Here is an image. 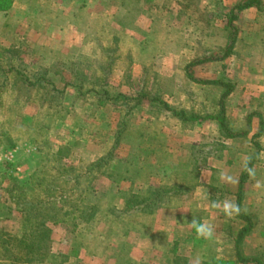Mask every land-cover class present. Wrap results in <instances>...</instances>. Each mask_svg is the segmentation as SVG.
<instances>
[{
    "label": "crops",
    "instance_id": "obj_1",
    "mask_svg": "<svg viewBox=\"0 0 264 264\" xmlns=\"http://www.w3.org/2000/svg\"><path fill=\"white\" fill-rule=\"evenodd\" d=\"M81 1H84L85 7L88 8V2L92 0ZM122 1L97 0L99 12L96 15L107 16L112 20L119 16V13L126 14L128 8L121 4ZM40 2L41 0H34L30 5L36 7ZM262 5L263 10L249 7L238 13L235 20L237 35L230 55L221 60L206 61L193 66V77L218 81L220 84H199L193 81L192 83L199 88H193L192 92L191 88L186 86V81L189 80L186 74L179 76L174 73V69H178L180 65L181 69H184L190 60H185L184 63L181 60L178 64L176 58L162 57L163 55L156 58L158 65L162 63L169 67L167 72L162 70L161 76L157 78L161 81L157 96L169 106V109L161 106L159 101L150 103L147 98L156 94L148 88L144 90L139 86L140 83L149 80L144 72L147 66L144 59L133 58L131 72L128 74L111 75L113 76L110 77L112 80L109 78L111 82L114 79L121 82L117 84L118 93L140 95L142 99L129 113L125 128L132 130L131 136L120 137L113 152L110 175L95 173L92 187L98 197L109 198L112 209L114 207L121 209L132 195L147 193L148 187L163 191L164 197L158 203L152 204L149 214L135 217L125 215L123 218L126 222L130 221L129 227H126L120 236L113 237L103 253L90 254L87 250L81 249L78 257L82 263L85 256H88L93 258V263L118 264L117 251L121 249L137 264H214L215 261L254 264L236 259L235 240L245 227H249L250 230L240 237L239 253L249 257L264 251V220L262 221L260 213L261 210L264 212V0ZM168 8V11L158 14L161 15L157 20L158 26L164 27L170 21L180 19V7L176 0H171ZM204 9L202 12L206 18H210V25L226 32V11L222 12V19L217 23L218 19H214L213 6ZM139 10L132 16L137 29L126 26L125 31L131 35L138 31L145 32L148 37L153 31L154 22H151L153 15L151 16L147 6L140 5ZM194 22L196 23V20ZM174 24L176 25V22ZM45 25L37 30L40 39H44L49 49H62L60 51L65 52L63 58L70 49L76 47L74 45L91 47V44L84 40L85 31L81 32L73 25H62L56 29L49 21H46ZM197 25L199 27L200 22ZM79 32L84 40L82 44L79 37L75 39ZM59 42L61 44H58ZM146 44L147 40L146 43L143 40L141 46ZM209 54L213 53L205 51L197 55L193 52V59ZM55 61L57 59L42 56L38 57L37 64L56 63ZM67 63L69 65V62ZM78 63L86 65L88 58H83ZM47 74L53 82L72 81L70 76L58 77L51 72ZM88 75L84 71L81 79H88ZM167 80L171 81L169 85L164 82ZM129 81L130 84L127 83ZM88 90L85 87L81 88L83 95L80 96H88L90 93L96 96V90L99 89L96 87L95 92ZM226 91V95L223 96ZM220 101L227 127L235 134L233 137L221 131L220 123L216 119ZM40 107L37 104L36 113ZM80 107L79 112L82 114L92 111L91 107L93 111L100 108L99 105H92L90 102H83ZM96 144L94 143V146L97 150L93 154L72 157L71 152L62 156L60 162L77 168L82 163L95 162L105 155L102 146ZM61 145L70 146L69 142L56 144L51 149V154L56 153ZM15 149L9 150L8 154L0 153V161L9 156L14 158ZM253 155H256L255 160L247 169L248 177L240 190V210L249 215L251 219L249 223L236 213L226 215L222 211V206L225 201L236 204L240 175L247 160ZM39 163L36 158H30L20 165H15L12 173L19 181H27L40 172L42 165ZM46 176H53L49 168ZM6 191L7 189L4 190ZM214 204H219L220 207H214ZM109 216L94 219L96 231L102 238L107 236L111 215ZM193 220L211 224L214 229L213 237L211 239L198 237L191 223ZM47 225L51 230L49 240H58L56 248L49 254L65 253L66 244L72 237L70 227L62 221L48 222ZM55 226L60 227L54 229ZM60 242H64L62 246ZM31 264L57 263L49 260L45 263Z\"/></svg>",
    "mask_w": 264,
    "mask_h": 264
},
{
    "label": "rangeland",
    "instance_id": "obj_2",
    "mask_svg": "<svg viewBox=\"0 0 264 264\" xmlns=\"http://www.w3.org/2000/svg\"><path fill=\"white\" fill-rule=\"evenodd\" d=\"M33 1L0 0V153L8 154L9 150L17 147L14 158L9 156L0 161V233L4 231L17 233L28 225L17 213L16 207L10 200L9 192H4L11 183L18 180L12 173L15 165H20L30 158H36L40 165H44L50 157L51 149L62 142L70 144V146L61 145L62 153L67 155L72 152V157L93 154L97 150L94 143H97L99 147L102 146V151H105L111 146L116 124L121 120L127 122L129 119L130 114L127 113L124 116V113L132 104L130 99H120L117 104L107 101L104 105H100V108L97 107L98 111H93L91 107L92 111L80 113L81 103L90 102L95 105L93 104L95 96L93 93L88 96L78 95V90L75 88L78 84L75 79L78 71L81 73L85 71L89 76L91 73L100 75L97 78L102 82L101 84L98 80H86L83 81L82 88L85 87L88 90L92 88V85L104 86L110 94L116 95L121 82L115 79L111 82L113 78L111 75L113 73L128 74L131 72L133 58L144 59L147 64L144 72L149 80L140 83L139 86L144 90L148 88L157 95L161 83L157 78L161 76L162 70L167 72L169 67L162 63L158 65L156 58H161V55L176 58L179 64L181 60L183 63L185 60H193V52L197 55L205 51L213 54L217 52L227 40V31L222 32L217 26L210 25V18H206L202 11L205 10L204 8L213 6L214 19H218L217 23H220L222 12H227L239 2L237 0H176L180 7V19L175 21L176 25L172 20L163 27L157 25V20L161 18L158 14L169 10L171 0H137L138 3L123 0L121 4L128 8V12L119 13V16L112 20L107 16L96 15L99 12L97 0L88 2V8L81 0H41L38 6L31 7L30 4ZM140 5L149 7L151 16L153 15L154 18V20L151 19V22H154L153 31L148 37L145 32L138 31L131 35L125 31L126 26L137 29V25L133 24L132 16L140 11ZM46 21H49L55 29L62 25H73L81 32L85 31L84 40L87 44H91V47L74 45L76 47L70 49L63 58L65 52L60 51L62 49H49L44 39H40L37 33V30L46 26ZM198 22H200L199 27ZM175 26H177L176 29ZM78 37L82 44L84 40L80 32L75 39ZM143 40L145 43L147 40L148 44L142 47ZM42 56L57 59V61L37 64L38 57ZM83 58H88L89 67L78 64ZM109 59L110 65L105 66ZM67 62L73 65L69 67ZM41 68H47V73L51 72L58 77L70 76L72 78L70 82L74 84L71 86L66 80H57L55 85L59 86L62 92L53 97L50 91L51 86L44 84L38 88L31 87L22 81L20 72L26 75ZM191 72L193 75V67ZM174 73L180 76L185 74V71L180 65L178 69H174ZM164 82L169 85L171 81ZM192 82L189 79L186 81V86L193 92V88H199V86ZM127 83L130 84V81ZM34 99L44 104L37 113V104ZM48 104L49 107L46 108ZM131 131L125 128L122 138L131 136ZM260 213L263 221L264 212L261 210ZM59 227L55 226L54 229ZM57 233L60 234L58 231ZM1 238L3 237L0 235ZM60 243L62 246L64 242ZM57 244L58 240H49L46 251L50 252L56 248ZM91 246L95 247V244L92 242ZM100 250H102L101 245L98 247V252ZM55 258L50 260L55 261ZM57 259L60 261V258L57 257ZM83 263L100 264L93 263V258L88 256H85Z\"/></svg>",
    "mask_w": 264,
    "mask_h": 264
},
{
    "label": "trees",
    "instance_id": "obj_3",
    "mask_svg": "<svg viewBox=\"0 0 264 264\" xmlns=\"http://www.w3.org/2000/svg\"><path fill=\"white\" fill-rule=\"evenodd\" d=\"M256 7L259 10H263L262 0H240L237 4L232 6L226 13V24H227V40L224 45L218 48V51L214 54L204 55L200 58L190 60L184 66V71L187 77L196 83H219L218 81H210L204 79H197L191 74V68L194 65L204 63L206 61L221 60L230 55L233 50V46L236 40L237 27L235 20L237 19L238 13L246 8ZM109 57V56H107ZM110 59L107 60L105 66L110 65ZM79 64V63H78ZM83 65V64H82ZM90 63L86 64L89 67ZM85 66V65H83ZM19 72V71H17ZM48 69L41 68L31 72L30 74H23L22 81L31 87L43 86L47 84L51 86L52 96H57L62 89H59L55 82L48 77ZM82 73L78 71L76 81L77 85L75 88L78 90V95H83L81 92V86L83 81L86 80H98V76L91 73L88 79H81ZM87 76V75H84ZM74 80V79H73ZM100 83L102 84L101 80ZM72 86L74 82H69ZM98 84L99 86H102ZM90 91L95 92V100L93 104L104 105L105 102L117 104L120 99H130L132 104L129 105V110H126L124 116L127 113H131L132 109L139 105L142 97L127 96L121 93L116 95L110 94L107 88L104 86H91ZM228 91V90H227ZM227 91L223 94L226 95ZM145 96V94H144ZM146 97V96H145ZM143 97V98H145ZM150 103H158L161 106L169 109V106L162 102L157 95L147 98ZM222 100V99H221ZM41 107L44 106L42 102L35 100ZM60 103V102H58ZM220 103V110L216 114V119L220 123L221 131L225 132L229 137H233L235 134L232 133L226 124L222 109V101ZM50 104V103H49ZM49 104L46 106L49 107ZM52 105V104H50ZM59 105V104H57ZM126 120L118 122L116 131L113 136L111 146L104 151L103 156L95 162L82 163L77 167H73L69 164H63L60 162V158L65 156L63 149L60 147L56 153L50 154L46 163L40 166V172L31 179L20 182L15 180L11 183V186L7 189L10 194V200L16 207L17 213L20 218L28 225L26 228L19 230L17 233L4 231L0 233L3 237L0 239V264H31V263H43L49 261L51 258H55L56 263L60 264H83L79 259V251L81 249L87 250L90 254H101L105 251L108 244L113 237L120 236L123 234V230L129 227L130 221H125L123 217L125 215L131 216H143L149 214L151 211L152 204L158 203V201L164 197V192L153 187H148L147 193L132 195L125 206L121 209L110 208L109 198L107 196L98 197L92 187V181L95 173H101L102 175H110L111 161L113 152L118 146L120 137L125 130ZM256 155L251 156L247 160L239 179V191L237 192L236 205L241 207V194L243 182L248 177L247 169L251 167L255 160ZM50 169L53 176L47 177L46 172ZM67 177V178H63ZM55 188H51L52 186ZM65 186V187H62ZM21 196V198H20ZM140 206V207H138ZM111 215L107 236L102 238L96 231L95 218H101ZM238 216L246 219L251 223L249 215L241 212ZM39 217V218H38ZM110 217V216H109ZM38 218V220H37ZM36 220V223L34 221ZM64 222L66 223L72 233L70 241L66 246V252H59L56 256L49 254L46 251L47 242L50 239V228L47 223L52 222ZM136 227V226H135ZM249 227L243 228L237 239L235 240L236 245V259L243 263H254L264 264V251L254 256H243L239 253L238 242L243 233L249 231ZM95 244V247L91 246V243ZM101 245L102 250L98 252V247ZM60 258V261L57 259ZM118 264H137L129 259L126 253L118 249L117 251ZM54 261V260H53ZM214 264H233L232 262L226 261H215Z\"/></svg>",
    "mask_w": 264,
    "mask_h": 264
},
{
    "label": "clouds",
    "instance_id": "obj_4",
    "mask_svg": "<svg viewBox=\"0 0 264 264\" xmlns=\"http://www.w3.org/2000/svg\"><path fill=\"white\" fill-rule=\"evenodd\" d=\"M259 186V184L257 185ZM214 207H220L219 204H214ZM222 211L228 215L231 216L233 213L238 214L240 212L239 206L236 204L225 201L222 206ZM193 228L195 229V232L198 237L204 238V239H211L214 234L213 226L209 223H200L196 220L191 221Z\"/></svg>",
    "mask_w": 264,
    "mask_h": 264
},
{
    "label": "built area",
    "instance_id": "obj_5",
    "mask_svg": "<svg viewBox=\"0 0 264 264\" xmlns=\"http://www.w3.org/2000/svg\"><path fill=\"white\" fill-rule=\"evenodd\" d=\"M10 154V153H9ZM11 155V154H10Z\"/></svg>",
    "mask_w": 264,
    "mask_h": 264
}]
</instances>
